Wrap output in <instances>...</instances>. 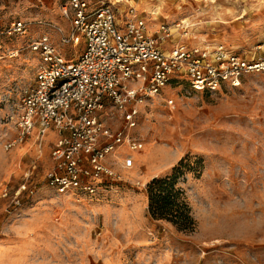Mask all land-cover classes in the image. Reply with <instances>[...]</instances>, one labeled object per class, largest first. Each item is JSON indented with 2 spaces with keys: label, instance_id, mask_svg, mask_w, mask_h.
Listing matches in <instances>:
<instances>
[{
  "label": "rangeland",
  "instance_id": "rangeland-1",
  "mask_svg": "<svg viewBox=\"0 0 264 264\" xmlns=\"http://www.w3.org/2000/svg\"><path fill=\"white\" fill-rule=\"evenodd\" d=\"M59 2L0 0L1 31L13 21L29 25L26 36L1 38L0 264H264V73L215 94L192 92L186 76H172L130 134L144 149L122 148L134 160L131 170L119 164V179L93 202L47 186L57 136L41 140L34 132L19 141L9 116L38 70L32 40L49 34L67 60L83 50L82 41L62 44L58 29L67 36L70 24ZM129 3L150 34L169 25L165 51L224 47L247 61L264 59V0ZM183 159L192 168L178 182L194 221L189 231L147 212V185L172 176Z\"/></svg>",
  "mask_w": 264,
  "mask_h": 264
},
{
  "label": "built area",
  "instance_id": "built-area-1",
  "mask_svg": "<svg viewBox=\"0 0 264 264\" xmlns=\"http://www.w3.org/2000/svg\"><path fill=\"white\" fill-rule=\"evenodd\" d=\"M59 1L70 24L67 36L58 29L61 42L76 47L82 41L83 50L67 60L49 34L32 40L28 48L39 56L38 70L9 116L19 141L34 132L41 140L50 132L57 136L45 176L57 195L93 202L105 184L119 179V164L133 168V158L122 148L131 153L144 149L130 134L142 108L161 97L172 76H186L192 92L215 94L222 86L238 88L243 78L264 73V59L247 61L224 47L177 45L165 51L169 25L150 34L129 0ZM122 5L127 6L123 19ZM28 31L24 21L0 30V52L2 37H23Z\"/></svg>",
  "mask_w": 264,
  "mask_h": 264
},
{
  "label": "trees",
  "instance_id": "trees-1",
  "mask_svg": "<svg viewBox=\"0 0 264 264\" xmlns=\"http://www.w3.org/2000/svg\"><path fill=\"white\" fill-rule=\"evenodd\" d=\"M186 161L187 159L180 161L172 176L155 178L146 188L148 215L153 220L172 223L182 231H189L194 225L185 192L178 186L179 178L183 175L182 170H192Z\"/></svg>",
  "mask_w": 264,
  "mask_h": 264
}]
</instances>
